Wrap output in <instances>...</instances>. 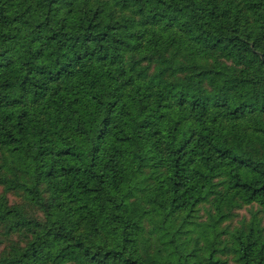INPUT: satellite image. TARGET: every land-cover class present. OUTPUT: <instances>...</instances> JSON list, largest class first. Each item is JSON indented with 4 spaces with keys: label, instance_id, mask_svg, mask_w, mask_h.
Wrapping results in <instances>:
<instances>
[{
    "label": "trees",
    "instance_id": "obj_1",
    "mask_svg": "<svg viewBox=\"0 0 264 264\" xmlns=\"http://www.w3.org/2000/svg\"><path fill=\"white\" fill-rule=\"evenodd\" d=\"M263 216L264 0H0V264H264Z\"/></svg>",
    "mask_w": 264,
    "mask_h": 264
},
{
    "label": "rangeland",
    "instance_id": "obj_2",
    "mask_svg": "<svg viewBox=\"0 0 264 264\" xmlns=\"http://www.w3.org/2000/svg\"><path fill=\"white\" fill-rule=\"evenodd\" d=\"M12 200H14L15 198L14 197H11ZM250 210H254L256 209V206H245L239 210H237V214L236 216L229 222H226L225 224H227L228 228L229 229H233L234 227L238 226L239 225V220H241L242 218H248L250 216ZM262 224H264V216H263V220H262Z\"/></svg>",
    "mask_w": 264,
    "mask_h": 264
}]
</instances>
